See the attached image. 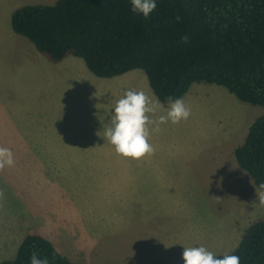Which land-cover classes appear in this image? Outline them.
<instances>
[{
    "label": "rangeland",
    "instance_id": "rangeland-1",
    "mask_svg": "<svg viewBox=\"0 0 264 264\" xmlns=\"http://www.w3.org/2000/svg\"><path fill=\"white\" fill-rule=\"evenodd\" d=\"M55 1L0 0V145L4 147L2 139L13 136L21 139L35 129L34 139L44 140L49 137L51 127L56 130L66 125L53 122L55 105L49 111L44 105L43 67L48 60L28 39L16 34L10 24L11 13L18 7ZM134 70L146 77L143 70ZM182 99L190 109V117L177 124H162L160 131L150 137V142L158 140L160 143V155L172 154L181 159L180 164L169 170L176 174L175 192L179 193L165 197L166 206L158 218L162 238L149 235L148 240L155 245L148 250L147 261H133L137 257L133 253L131 261L97 259V264H177L182 261L183 246H204L215 254L229 253L243 231L264 217V191L237 164L234 156L235 147L242 143L249 125L264 113V106L244 102L226 87L204 81L192 83ZM82 102L84 106L80 109L90 120L102 116L103 108L86 94ZM102 106L107 108V102ZM167 108L168 104L159 115L166 114ZM107 117L100 119L107 121ZM86 125L90 127V123ZM29 145L12 144L15 166L0 170V261L15 256L27 233L50 237L59 251L56 240L64 243L60 236L62 231L75 237L77 226L84 225L87 234L85 231L83 234L95 238L90 235L100 234L97 227L104 222L101 216L108 213L107 207L103 211L101 202L92 198L86 199L94 204L92 208L81 212L77 211L76 204L73 207L65 204L72 191L63 185L67 181L57 174L71 172L70 169L51 163L60 155L55 150L45 145ZM65 150V156L72 151ZM77 166L85 168L83 173L100 171V165L75 164ZM105 195L98 201L106 198ZM126 212L132 214L131 209ZM145 231L144 234H153L152 230ZM113 236L108 232V237ZM65 237L71 244L70 237ZM147 246L149 242L142 249Z\"/></svg>",
    "mask_w": 264,
    "mask_h": 264
},
{
    "label": "trees",
    "instance_id": "trees-1",
    "mask_svg": "<svg viewBox=\"0 0 264 264\" xmlns=\"http://www.w3.org/2000/svg\"><path fill=\"white\" fill-rule=\"evenodd\" d=\"M10 24L51 62L79 57L102 78L143 70L162 103L204 81L264 106V0H157L148 19L131 11L130 0H56L18 7ZM234 156L264 191V113ZM33 252L49 264H76L38 233H27L15 256L0 264H30ZM229 254L240 264H264V217L243 231Z\"/></svg>",
    "mask_w": 264,
    "mask_h": 264
},
{
    "label": "crops",
    "instance_id": "crops-1",
    "mask_svg": "<svg viewBox=\"0 0 264 264\" xmlns=\"http://www.w3.org/2000/svg\"><path fill=\"white\" fill-rule=\"evenodd\" d=\"M43 77L46 111L55 105L53 111L56 113H52L55 119H52L53 122L66 125L56 130L51 127L49 137L44 140L34 139L32 132L36 130L32 129L21 139L14 136L11 139H2L3 144L8 148H11L12 144L17 146L30 144L29 147L45 145L46 148L55 150L60 155L51 163L66 165L65 168L68 167L71 171L57 174L58 178L67 181L63 185L72 191L65 204L72 207L76 204L77 211L81 212L92 208L94 204L86 200L92 198L97 203L101 202L103 211L105 207L108 209V213L101 216L104 222L99 223L97 227L100 229L99 235H90L95 238L86 236L83 234L84 225L77 226L79 229L75 237L62 231L60 236L64 243L56 240L60 248L58 251L76 264H97V259L130 260L133 258V253L137 254L133 261H147L145 259L148 258V250L153 249L155 245V242L148 240L149 235L162 238L158 218L161 209L164 210L166 206L165 197L179 193L175 192V188L178 187L174 182L176 174L169 170L180 164L181 159L172 154L160 155L158 140L150 142L155 148L154 153L150 155L139 159L118 155L114 147L104 139L108 120L100 119L105 115L109 117L111 104L122 95L124 90H142L150 97L155 96L147 77L134 69L113 77H98L88 70L82 59L72 55L64 57L59 62L48 60L43 67ZM83 94L103 108L102 116L97 115L90 120L88 114L80 109L84 106ZM106 102L107 108L102 106ZM162 104L165 110L164 106L168 103ZM60 118H64L65 121L59 122ZM75 122L77 124L73 125ZM86 123H90V127ZM85 127L90 128L89 131H86ZM101 127L103 128L99 131ZM65 149L72 151L65 156ZM82 163L100 165L99 173H83L84 167H75V164ZM68 181L72 182L68 183ZM104 193L106 198L98 201ZM127 209H131L132 214L126 212ZM147 229L152 230L153 234L151 232L144 234ZM108 232L115 236L108 237ZM65 235L70 237L71 244L67 242ZM47 238L52 242L50 237ZM148 242L150 246L142 249Z\"/></svg>",
    "mask_w": 264,
    "mask_h": 264
},
{
    "label": "clouds",
    "instance_id": "clouds-1",
    "mask_svg": "<svg viewBox=\"0 0 264 264\" xmlns=\"http://www.w3.org/2000/svg\"><path fill=\"white\" fill-rule=\"evenodd\" d=\"M130 4L133 13L142 14L148 19L157 6V0H130ZM188 39V36L182 37L185 43ZM167 102L166 114L157 116L163 110V104L158 98L150 97L142 90H124L109 108L104 139L114 147L118 155L125 158L139 159L154 153L150 137L160 131V125L168 122L177 124L191 115L182 98L168 97ZM14 166L13 151L0 145V170ZM181 259L183 264H240L239 256L225 253L218 257L204 246H183ZM30 264H49V259L33 252Z\"/></svg>",
    "mask_w": 264,
    "mask_h": 264
}]
</instances>
